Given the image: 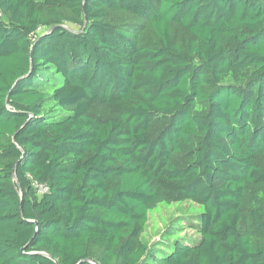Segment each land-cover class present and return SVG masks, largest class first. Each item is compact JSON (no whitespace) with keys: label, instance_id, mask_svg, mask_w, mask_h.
I'll return each instance as SVG.
<instances>
[{"label":"trees","instance_id":"16d2710c","mask_svg":"<svg viewBox=\"0 0 264 264\" xmlns=\"http://www.w3.org/2000/svg\"><path fill=\"white\" fill-rule=\"evenodd\" d=\"M0 264H264V0H0Z\"/></svg>","mask_w":264,"mask_h":264},{"label":"rangeland","instance_id":"374dc122","mask_svg":"<svg viewBox=\"0 0 264 264\" xmlns=\"http://www.w3.org/2000/svg\"><path fill=\"white\" fill-rule=\"evenodd\" d=\"M41 31L42 30H40L39 32ZM201 212L202 208L200 206H196L190 202L175 203L169 205L160 204L150 212L149 221L146 225V230L143 234V239L147 241L150 245L157 242L160 238L161 232L168 225V223L174 218H181L185 226L184 230L182 231V233H176L174 236H172L170 241H174L175 239L180 238L185 240L196 241L198 239V236L192 229L188 228L187 221L188 218H190L191 216L198 215ZM157 247L163 249V247ZM166 253L168 254L169 250H167Z\"/></svg>","mask_w":264,"mask_h":264},{"label":"built area","instance_id":"2783aa9c","mask_svg":"<svg viewBox=\"0 0 264 264\" xmlns=\"http://www.w3.org/2000/svg\"><path fill=\"white\" fill-rule=\"evenodd\" d=\"M33 188L35 189L36 193L40 196L43 195L47 192V186L43 185V184H38L36 182H34L32 184Z\"/></svg>","mask_w":264,"mask_h":264},{"label":"water","instance_id":"95a60500","mask_svg":"<svg viewBox=\"0 0 264 264\" xmlns=\"http://www.w3.org/2000/svg\"><path fill=\"white\" fill-rule=\"evenodd\" d=\"M84 21H86L84 19ZM55 28L50 29L46 34H50ZM13 178L16 179L15 170L13 171Z\"/></svg>","mask_w":264,"mask_h":264}]
</instances>
